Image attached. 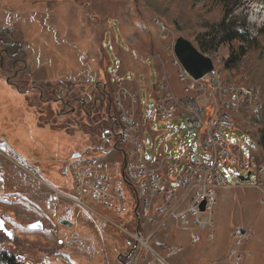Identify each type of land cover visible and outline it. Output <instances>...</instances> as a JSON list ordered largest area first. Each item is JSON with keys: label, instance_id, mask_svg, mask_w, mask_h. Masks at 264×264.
I'll list each match as a JSON object with an SVG mask.
<instances>
[{"label": "rangeland", "instance_id": "obj_1", "mask_svg": "<svg viewBox=\"0 0 264 264\" xmlns=\"http://www.w3.org/2000/svg\"><path fill=\"white\" fill-rule=\"evenodd\" d=\"M243 5L234 14L238 17L237 23L247 25L253 34L264 29V0H244ZM0 29H13V37L23 45L21 56L26 60L27 71L25 82L21 84L18 80L21 89L38 86L45 80L70 79V85L79 94L82 79L88 91L93 90L94 85L105 84L114 93L121 79L120 65L125 64L127 55L130 56L137 61L134 64L141 70V79L132 72V78L124 80L129 85L137 82L142 89L138 96V119L144 130L146 161L153 163L152 153L164 152L170 164L169 178L176 184L181 181L188 162L204 161L206 152L201 140L206 132L189 130L186 117L159 120L151 108L155 103L153 85L161 75L170 76L175 94L182 95L174 66V45L183 37L199 49L195 39L204 28L197 26L185 30L171 26L155 15L144 0H0ZM231 52L230 45L220 44L204 54L213 60L224 84L239 77L238 72L226 71L222 65ZM6 60V56H0V137L4 141H0V148L15 153L27 168L0 154V219L8 230L14 231L12 240L0 231V252L17 256L23 264H127L134 247L128 236L57 193L67 191V177L62 173L72 153L94 149L102 129L93 131V137L81 127L72 133L61 126L56 130L49 122L58 111L56 106L45 104L46 97L41 101L38 93L26 97L7 84L1 71V64L6 67ZM239 85L258 89L260 96V88L245 82ZM150 87L152 97L147 95ZM212 101L206 104L208 118L215 111ZM221 111L231 112L226 108ZM246 112V104L238 113L234 112L232 129H226L223 134L230 145L240 149L245 161L243 169H236L231 163L219 165L232 187L220 194L217 216L231 225L238 220L237 206L241 198L236 187L240 184L248 192L259 193H253L252 201L258 196V208L264 213L263 193L255 187L260 183L264 190V175L259 171L264 168V157L256 139L247 133L258 128L253 122L256 114ZM71 116L73 120L79 118L78 112ZM118 155L112 153L106 158ZM249 171L252 172L251 181L242 183L239 177L246 176ZM51 184L60 189L56 190ZM127 190L131 191L129 186ZM100 210L113 222L128 224L131 219L132 212L116 215L103 208ZM250 214L253 216L245 217L244 222H250L251 227L240 223L233 230L228 251L239 249L244 257L243 264H264V223L259 222L264 216L253 211ZM63 219L71 222L72 228L61 225ZM37 220H43V230H29L28 225ZM240 230L244 234H240ZM62 238L64 246L60 244ZM159 241L164 242L162 237ZM175 243L186 249L190 247L182 238ZM60 254L74 256L70 259L73 262L69 263V258ZM197 262L189 255L180 264ZM212 264H226V257H219Z\"/></svg>", "mask_w": 264, "mask_h": 264}, {"label": "built area", "instance_id": "obj_2", "mask_svg": "<svg viewBox=\"0 0 264 264\" xmlns=\"http://www.w3.org/2000/svg\"><path fill=\"white\" fill-rule=\"evenodd\" d=\"M162 30L165 31L164 27ZM175 59L182 95L178 97L175 94L170 76L161 75L156 84L157 95L152 109L159 120L186 117L189 130L205 131L206 135L201 140L206 152L204 161L194 159L188 162L177 184L169 178L170 164L164 152L152 153L154 162H147L144 130L138 119V95L119 80L113 94V105L121 133L115 145L124 151L126 162L124 154L113 149L115 145L111 148L113 150L107 148L102 153L104 156L84 149L78 157L70 159L62 173L70 180V190L61 198L108 221L128 236L133 246L137 244L131 257L133 264H174L171 260L174 253H163L151 242L168 228L187 231L193 245L202 243V234H205L207 242L214 240L218 192L232 187L219 165L224 162L225 165L231 163L236 169L245 168L240 149L230 145L223 134L226 129H232L233 111L239 109V104H246V113H255L256 116L260 109L258 89L226 86L215 67L196 81ZM211 100L215 111L208 118L206 104ZM222 108L231 112H222ZM0 141L4 142L1 138ZM112 153L119 155L106 158ZM0 154L27 168L15 153L0 150ZM124 166L125 180L122 176ZM259 171L264 175L263 167ZM255 187L262 191L264 203L261 184L257 183ZM101 208L116 215L132 212L131 219L128 224L113 222ZM225 257L226 264H243L244 257L239 249L228 251Z\"/></svg>", "mask_w": 264, "mask_h": 264}, {"label": "trees", "instance_id": "obj_3", "mask_svg": "<svg viewBox=\"0 0 264 264\" xmlns=\"http://www.w3.org/2000/svg\"><path fill=\"white\" fill-rule=\"evenodd\" d=\"M144 1L155 15L171 26H179L185 30L195 29L197 26L204 28L205 31L198 33L195 39L201 53L211 52L220 44L230 45L231 55L222 65L226 71L238 72L239 77L234 82H225V85L237 86L245 82L246 85L260 88V109L254 118L258 128L247 133L256 139L264 157V29L253 34L247 25L237 23L238 17L234 14L241 5L244 6V0ZM242 28L245 30L241 31ZM51 185L57 188L56 185ZM67 190H70L68 178ZM0 264L23 263L17 256L1 251Z\"/></svg>", "mask_w": 264, "mask_h": 264}, {"label": "flooded vegetation", "instance_id": "obj_4", "mask_svg": "<svg viewBox=\"0 0 264 264\" xmlns=\"http://www.w3.org/2000/svg\"><path fill=\"white\" fill-rule=\"evenodd\" d=\"M13 32V29H0V47H2L0 56L7 57L6 67H3V63L1 64L6 83L26 97L30 93H38L41 101L46 97L43 100L45 104L56 106L58 111L53 113L54 117L49 121L56 130L61 126L72 133L73 130L81 127L86 128V134L89 133L93 137V131L102 129L98 145H95L94 149H87L93 150L95 154L96 152L102 154L107 151V148L111 149L118 142L121 133L118 115L113 105V91L111 92L105 84L94 85V89L88 91L89 89L84 88L87 85L83 84L82 79L79 94L70 85V79L45 80L38 86L19 88L18 80L21 84L26 80L27 64L21 56L23 45L13 37ZM73 112H78L77 120H73L71 116ZM104 123L105 126H103ZM79 152L81 151L73 152L72 155Z\"/></svg>", "mask_w": 264, "mask_h": 264}, {"label": "crops", "instance_id": "obj_5", "mask_svg": "<svg viewBox=\"0 0 264 264\" xmlns=\"http://www.w3.org/2000/svg\"><path fill=\"white\" fill-rule=\"evenodd\" d=\"M134 62H137V61H134L133 59H131L130 56L127 55L125 57V64L120 65L119 75L121 78L120 80L124 81L125 84L131 89V91H133V92L136 91L135 93L138 96H140L142 89L139 88L138 83L132 82L129 85L126 83L128 81L124 80L125 77L132 78L133 73L135 74V76H138L139 79H141V76H140L141 70L137 64H134ZM139 65L141 66V64H139ZM156 84H157V82L153 85V98H155V101H156V95H157ZM147 95H148V97L151 96V87L148 89ZM243 186L244 185L240 184V187H236V190L239 192L238 194H240L239 197L241 198V200L239 199L240 200L239 201L240 206H237L238 220H236L234 218L235 222H233V223H235V224H232V225L228 224L227 221L222 220L219 216H217L219 196L223 192V190H225V189L219 190V192H218V204L216 207V214H215L216 234H215V238L213 241L207 242V240L205 238V234H202L201 235L202 236V243L199 245H193L191 243V240H190V235L187 231H175L172 228H168L167 230L163 231L157 238L153 239L151 242L153 243L155 248H157L159 251H161L163 253H171V254L174 253L171 257V260L173 261L174 264H180L181 260L183 262L186 261L188 259L189 255H193V257H195L197 259L198 262L195 264H209V263L212 264V261L217 260L219 257L226 256V253L229 250L228 248L231 245V238H232L233 230L238 228V225L240 223H243V224L249 226V228L251 227L250 222H244V218L246 217V219L247 218L249 219L250 217H252L253 214H250L251 211L257 212V213L261 214L262 216H264V213L261 212L260 209L258 208V207H260V204L258 203V199H257L258 196H257L255 202L252 201L253 193L257 192V191H252V192L249 191L250 192L249 193L248 191L243 189ZM233 208H235V205L233 206ZM233 208L231 210H233ZM259 222L264 223V218H260ZM220 233H221V235H220ZM224 234H227V236H226L227 238L224 237ZM64 235H66V234H64ZM159 237L160 238L162 237V240H164L163 243L167 244L166 247L163 246V243H161L159 241ZM179 238L186 240L187 244H189L190 247L186 249L184 247V245L176 244L175 242H177L179 240ZM61 240H60V244L62 246H64L65 242H64L63 238ZM130 241L129 240L127 241L128 246H129ZM124 247H126V246L124 245ZM67 249L70 250L69 247H67ZM179 249H181V251H179ZM129 250H131V246H129ZM78 254L79 253H77V255ZM60 255H62V254H60ZM77 255L75 257H77ZM62 256L69 258V261H68L69 263L73 262L70 259H73L74 256L72 257L71 255H66V254L62 255ZM190 258H192V256L189 257V259ZM127 264H133L132 259H129V262Z\"/></svg>", "mask_w": 264, "mask_h": 264}, {"label": "water", "instance_id": "obj_6", "mask_svg": "<svg viewBox=\"0 0 264 264\" xmlns=\"http://www.w3.org/2000/svg\"><path fill=\"white\" fill-rule=\"evenodd\" d=\"M174 55L178 59V61L181 63V65L184 67V69L187 71V73L196 81L204 78L207 74L213 71L214 69V62L211 58L205 56L203 53L197 49L192 42L189 40L179 37L176 40V43L174 45ZM104 94V93H103ZM114 150H120L124 154V162H126V156L123 150L117 148V145L113 147ZM111 149V150H113ZM110 150V152H111ZM79 154L76 153L72 157H78ZM122 176L125 180V166L123 168ZM252 172L249 171L245 176L239 177V180L242 183H248L251 181ZM204 208V205L202 206V209ZM60 224L63 226L72 227L73 224L67 220H61ZM43 221L38 220L32 224L28 225V229L34 230V231H41L43 230ZM0 231H2L10 240L14 238V231L8 230L5 226V222L0 219ZM240 234H244V231L241 230L239 232ZM137 244H134L132 252L128 255V257H131L133 252L136 250Z\"/></svg>", "mask_w": 264, "mask_h": 264}, {"label": "bare ground", "instance_id": "obj_7", "mask_svg": "<svg viewBox=\"0 0 264 264\" xmlns=\"http://www.w3.org/2000/svg\"><path fill=\"white\" fill-rule=\"evenodd\" d=\"M217 71V70H216ZM218 74H219V72H218ZM244 104H239V109H240V107L241 106H243ZM239 109H236V111H233V113L235 112H237L238 113V111H239ZM256 118V117H255ZM254 119V118H253ZM253 119L251 120V121H253ZM255 120V119H254ZM253 122H255V121H253ZM257 122H255V124H256ZM258 124V123H257ZM254 125V124H253ZM0 150H7L6 148H0ZM7 153H12V152H9L8 150H7ZM50 188H52V187H50ZM59 195H60V197H64V194L62 193V192H57Z\"/></svg>", "mask_w": 264, "mask_h": 264}]
</instances>
